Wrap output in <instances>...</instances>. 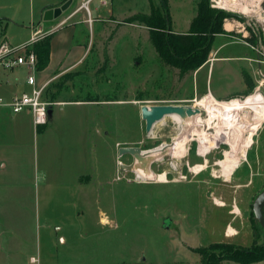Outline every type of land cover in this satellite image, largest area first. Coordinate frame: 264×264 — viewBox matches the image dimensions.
Returning a JSON list of instances; mask_svg holds the SVG:
<instances>
[{
    "label": "rangeland",
    "instance_id": "374dc122",
    "mask_svg": "<svg viewBox=\"0 0 264 264\" xmlns=\"http://www.w3.org/2000/svg\"><path fill=\"white\" fill-rule=\"evenodd\" d=\"M215 1L168 0L172 32L188 33L202 5L214 15L226 11L244 18L246 24L259 28L255 31L264 39V2L253 8L257 11L254 14H245L222 9L219 0ZM18 2L21 12L13 14L7 9ZM29 5L30 0H0V38L18 43L31 35L30 29L18 27L24 25L19 19L27 24L39 20V15L31 14ZM161 7V0H94L86 6L74 0L61 18L43 27L45 32L55 29L51 36L74 27L78 30L75 41L89 45L83 68L59 76L48 96L60 103H93L91 118H101V133L96 131V122L87 133L86 174L89 181L94 176L88 193L82 190V195L78 188L64 186L49 198L45 189L41 191L37 234L42 264H202L199 248L214 250L217 257L225 255L222 249L211 250L215 244L234 246L256 256L264 254V229L253 213L254 202L264 188V176L255 175L264 171V123L244 156L242 148L251 128L243 113L211 119L207 111H202L198 127L166 117L151 133L146 131L141 106H195V100L207 96L193 102L165 103L181 88L180 67L189 65L177 62V68H173L164 64L150 41L149 29L137 22L128 23L131 13L144 15ZM74 13L75 17L70 18ZM13 15H19L17 21ZM242 19L225 20L247 26ZM245 31H232L230 36L241 40ZM247 32L248 38L254 35ZM76 112L74 116H83L79 110ZM82 129L79 124L77 130ZM195 129L209 136L210 141L200 143ZM218 132L224 138L216 136ZM176 141L183 149L180 156L165 155L149 166L155 175H165L164 182L138 178L133 170L136 157L118 154L120 148L138 147L148 152ZM233 144L240 145L237 153L241 162L234 164L231 175L233 169L225 162L236 154ZM41 156L34 144L30 157L35 163L32 171L37 186L43 177L38 162L45 158L49 163V157ZM72 156L66 155L69 183L79 168L83 170ZM56 159L58 163L59 156L54 154L51 162ZM198 166L204 169L196 170ZM229 228L236 234L231 235ZM221 264L239 263L225 260ZM254 264H264V260Z\"/></svg>",
    "mask_w": 264,
    "mask_h": 264
},
{
    "label": "crops",
    "instance_id": "0c3cea01",
    "mask_svg": "<svg viewBox=\"0 0 264 264\" xmlns=\"http://www.w3.org/2000/svg\"><path fill=\"white\" fill-rule=\"evenodd\" d=\"M65 1L30 0L31 14L39 15L37 23L30 21L31 23L27 24L23 20H18L19 15H13L12 17L16 21L24 23L18 27L31 31L29 37L23 38L19 42L29 40L36 29L43 30L46 25V22L43 21L44 10L60 7ZM81 1L85 4L88 0ZM102 1L107 2L108 0ZM19 4V2L13 3L7 9H12L13 14L18 10L21 12V9L18 8ZM139 14L131 13L129 15ZM75 15L74 13L70 18ZM196 16L197 14L194 18ZM241 21L246 24L244 18ZM66 22L67 19L62 21L61 25H65ZM226 24L227 20L223 23V34L216 35L213 40L208 61L183 77L181 88L172 96L167 97L165 103L193 102L198 97L209 94L218 101L241 98L254 93L260 83L264 81L262 78L264 75V39L255 31L259 28H253L248 24L244 26L234 21L231 24L235 28L230 30ZM28 26L30 27L28 28ZM239 30L251 31L254 35L248 38V32L245 31L241 40L230 36L232 31ZM77 36L78 30L74 27L61 29L52 36L50 63L47 68L39 70L36 74L40 86L48 85V93L49 88L59 76L72 70L82 69L87 62L89 45L83 40L75 41ZM26 74V68H20L4 75V81L0 84V97L11 98L29 91ZM260 88L264 94V82ZM51 99L55 100L53 96ZM58 103L59 105L53 108L49 126L39 129L33 125L29 113L23 112L15 115L10 110L0 109V264H42L39 251L41 239L37 234L38 203L41 191L45 189L49 193V198L57 194L59 188L64 186L78 188L81 194L82 190H87L88 193L90 181L94 180V176L90 175L92 180L89 181V174H86L89 172L86 168L88 156L86 139L94 122L98 124L96 131L100 135L101 118L98 117L96 120L91 118L94 104L89 101ZM78 110L83 113L81 118L74 116L78 115L76 112ZM78 122L83 128L81 132L77 130ZM34 144L37 145V153L40 158L41 155L49 157L47 164L45 158L44 162H38V171L43 172L42 183L39 186L33 179L32 169L35 163H32L30 157L31 147ZM54 154L59 156L58 163L57 159L51 162ZM71 154L76 158L77 165L83 167V170L79 168L75 173L77 176L75 177L74 174L73 182L69 183L66 177V155L72 156ZM60 229L61 227L58 230ZM61 239L65 241L63 237Z\"/></svg>",
    "mask_w": 264,
    "mask_h": 264
},
{
    "label": "trees",
    "instance_id": "16d2710c",
    "mask_svg": "<svg viewBox=\"0 0 264 264\" xmlns=\"http://www.w3.org/2000/svg\"><path fill=\"white\" fill-rule=\"evenodd\" d=\"M160 10L151 9V14L135 15L129 22H137L149 29L150 41L153 44L158 58L166 65L177 68V62H184L189 66L180 67L183 77L197 70L208 61V55L213 46L216 35L223 34L225 19H241L233 13L221 11L214 15L208 7L199 6L198 14L193 19L188 34H173L168 0H161ZM219 23V26H218ZM52 36H47L35 43L34 51L39 58V70H44L49 65ZM222 249L226 253L217 257L213 249ZM264 249V246L262 247ZM211 250L199 248L197 253L201 256L202 264H221L222 261L232 260L239 264H254L264 260V254L256 256L251 252L243 251L234 246L213 245Z\"/></svg>",
    "mask_w": 264,
    "mask_h": 264
},
{
    "label": "bare ground",
    "instance_id": "6f19581e",
    "mask_svg": "<svg viewBox=\"0 0 264 264\" xmlns=\"http://www.w3.org/2000/svg\"><path fill=\"white\" fill-rule=\"evenodd\" d=\"M219 2H220V6L222 9H226L230 12L254 14V12H257V11L256 9H253V8L254 7L258 8L259 4L264 2V0H219ZM226 26L230 30H233L235 28V26L231 24L230 22H227ZM195 102L196 103L194 104L195 106H193V108L195 109L198 108L200 109L201 112L207 111L211 115V119L212 118L214 119L217 116H219L220 118L222 117L224 118L226 117L227 114H235V113L244 114V118L246 117L245 121L247 120V123H248L247 125L249 128H251V134H249L250 135L249 138L245 140L244 147L242 148V156H244L247 152L246 150L252 144L253 138L254 136H256L257 130L260 129L261 124L264 123V97L263 95L260 92H257L255 95L248 96L245 99L219 102L213 96L209 94L208 96H205L201 100H195ZM251 114H255V115L252 116ZM200 115L201 113L194 114L193 116H189L185 114V116L181 117L178 114V115L171 116V118L178 123L185 122V123H188V126L193 125V126L198 127L202 124V121H201L202 118ZM241 119L243 121V118ZM194 132L193 133L195 134V136H198L197 139L200 140V143L204 144L207 141H210L209 136L203 133H200L197 129H195ZM221 133L222 132H218V135L216 136H220L219 134ZM222 137L220 136V138ZM220 138H217V139L221 140ZM231 143H234V142H231ZM233 147L237 155L234 154L232 156H229L227 158V161L225 162V165H228L230 167V170L233 169L234 164H236V162H238V160L240 159L237 153L239 152L238 150L240 148V145L233 144ZM181 150H183L181 148V145L178 144V142L176 141V143H174L173 145H167V148H165V145H163L162 147H159L157 149H153L148 152H142L141 155H138L136 157L137 161H136V164L133 170L136 172L137 177L142 180L146 179V180H157V181L164 182L165 175H155V173L149 169L150 164L153 161L162 160L165 155H169V154L179 155L181 153ZM199 169L201 171L204 168L203 167L199 168L198 166V169L196 170H199ZM229 232L231 235L236 234L235 230H233L232 228H229Z\"/></svg>",
    "mask_w": 264,
    "mask_h": 264
},
{
    "label": "built area",
    "instance_id": "2783aa9c",
    "mask_svg": "<svg viewBox=\"0 0 264 264\" xmlns=\"http://www.w3.org/2000/svg\"><path fill=\"white\" fill-rule=\"evenodd\" d=\"M91 2L85 3L84 6ZM54 31V28L46 32L38 28L29 40L19 43H12L9 38L4 36L0 38V84L4 81V75L19 70L20 68H26L27 84L30 87L29 91L22 92L21 95H16L11 98L0 97V109L10 110L15 115H19L23 112L29 113L36 129L49 126V112L59 105L58 102L49 98L47 90L48 85L40 86L38 84L36 74L39 71L40 62L33 47L36 42L50 36ZM263 82L264 81L260 83L254 94L260 92L264 97L260 88ZM245 98L246 97L233 98L225 101L241 100Z\"/></svg>",
    "mask_w": 264,
    "mask_h": 264
},
{
    "label": "water",
    "instance_id": "95a60500",
    "mask_svg": "<svg viewBox=\"0 0 264 264\" xmlns=\"http://www.w3.org/2000/svg\"><path fill=\"white\" fill-rule=\"evenodd\" d=\"M73 4V0H68L64 5L60 7L50 8L48 10H44L43 12V21L46 23H50L56 19H59L63 16V13L66 12L67 9ZM238 16V15H236ZM239 17V16H238ZM264 79V75H262ZM141 117L144 122H146V131L147 133H151L154 127L163 121L166 117H171L174 115H180L181 117L185 116V114L189 116H193L194 114H200V109H195L193 106H185V105H153V106H141ZM187 109V110H186ZM53 110L49 112L50 119L52 118ZM167 148V145H165ZM142 150L138 147L132 148H120L118 154L120 156L130 155L137 157L142 154ZM129 170L130 168L126 166H122ZM123 169V168H122ZM132 171V170H131ZM253 213L255 214L256 220L264 229V189L259 193L257 199L253 205Z\"/></svg>",
    "mask_w": 264,
    "mask_h": 264
},
{
    "label": "flooded vegetation",
    "instance_id": "af4514ba",
    "mask_svg": "<svg viewBox=\"0 0 264 264\" xmlns=\"http://www.w3.org/2000/svg\"><path fill=\"white\" fill-rule=\"evenodd\" d=\"M253 143H254V142L252 141V144H253ZM252 144H251V145H252ZM254 144H255V143H254ZM251 145H250V146H251ZM259 145H260V143L257 144L258 149H259ZM250 146H249V147H250ZM249 147H248V148H249ZM260 149H261V148H260ZM247 150H248V149H247ZM247 150H246V151H247ZM247 152H248V151H247ZM247 152H246V154H247ZM246 154H245V155H246ZM261 156H262V153H261ZM245 161L249 163V160H248V159H245ZM238 162L240 163L241 160L239 159ZM263 163H264V159L262 158V159H261V165H263ZM259 164H260V162H259ZM249 167H251L250 164H249ZM234 170H235V167H233V170L231 171V175L234 173ZM255 175H256V176H259V175H260V176H261V175L264 176V171L262 170V171H260L259 173L255 174ZM263 189H264V188H263Z\"/></svg>",
    "mask_w": 264,
    "mask_h": 264
}]
</instances>
